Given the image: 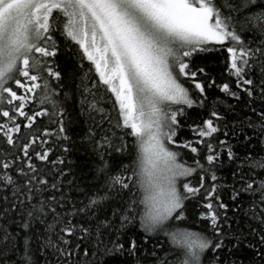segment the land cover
I'll return each mask as SVG.
<instances>
[{
	"label": "snow or ice",
	"instance_id": "6c2138e0",
	"mask_svg": "<svg viewBox=\"0 0 264 264\" xmlns=\"http://www.w3.org/2000/svg\"><path fill=\"white\" fill-rule=\"evenodd\" d=\"M189 215L201 232L174 227ZM90 244L264 264V0H0V264H78Z\"/></svg>",
	"mask_w": 264,
	"mask_h": 264
},
{
	"label": "trees",
	"instance_id": "16d2710c",
	"mask_svg": "<svg viewBox=\"0 0 264 264\" xmlns=\"http://www.w3.org/2000/svg\"><path fill=\"white\" fill-rule=\"evenodd\" d=\"M202 56H208L209 57V63L213 64L214 66H216L214 68L213 74L214 75H218L219 71H222V69L219 67V65H222L224 62L225 57L221 56L219 61H216L215 59L211 58V54H201ZM59 63L62 64V66L68 70V71H75V69L73 68L72 62H71V53H64L62 52L59 58ZM198 63L200 62L199 60L197 61ZM225 75H227V73H224ZM183 82V81H182ZM186 87H188L189 85L185 84ZM191 91V89H190ZM214 95H219L218 92H215ZM214 95L210 94V99L214 98ZM187 113H188V124H192V123H199L201 116H204L206 118V110H202L199 108H193V109H187ZM75 131H78V129H74L73 133H70L74 136ZM181 136L184 139H193V135L191 133V131L188 129V127L186 126L185 129L181 132ZM223 139V137H221ZM54 158V157H53ZM69 160L74 161V170L76 172L77 175H80L81 172L86 173L85 176H82L81 179L82 180H90L92 173L91 171H89L90 167H91V161L88 160L87 157H85L84 155L80 154V153H74L72 155H70L68 157ZM182 160H187L189 163H191V156L190 155H184L183 157H181ZM201 162H203V160H201ZM125 163H128V161H125ZM217 175H223L225 177H227V181L226 182H231V176H230V169L225 168L222 171H219L217 173ZM82 187L84 186L83 184L81 185ZM80 199H83V197H80ZM191 209V206H190ZM194 217L192 215H189L188 217V223L185 224H179V225H174V227H179V228H186L192 231H196V232H201L203 229L201 228L199 223H193ZM136 230H139V224L137 223L135 226ZM161 242L164 243V237L161 236ZM102 248L103 246H101V249L96 251V254L93 255V245H89L88 246V254L84 255L83 252H81V254L78 256V264H118L119 258H112V257H104L103 255H101L102 252ZM239 258L244 259V253H239ZM245 264H247V261H245Z\"/></svg>",
	"mask_w": 264,
	"mask_h": 264
}]
</instances>
